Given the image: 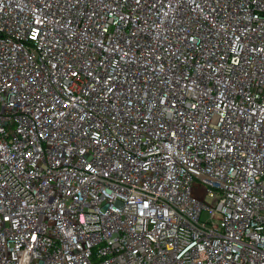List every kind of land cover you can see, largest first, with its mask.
I'll return each mask as SVG.
<instances>
[{"label":"built area","instance_id":"2783aa9c","mask_svg":"<svg viewBox=\"0 0 264 264\" xmlns=\"http://www.w3.org/2000/svg\"><path fill=\"white\" fill-rule=\"evenodd\" d=\"M0 264H264V0H0Z\"/></svg>","mask_w":264,"mask_h":264},{"label":"rangeland","instance_id":"374dc122","mask_svg":"<svg viewBox=\"0 0 264 264\" xmlns=\"http://www.w3.org/2000/svg\"><path fill=\"white\" fill-rule=\"evenodd\" d=\"M208 199H209V198H208ZM209 216H210V215H209ZM209 216H208V217H209ZM213 217H214L215 220H220L221 215H220V213H215Z\"/></svg>","mask_w":264,"mask_h":264}]
</instances>
